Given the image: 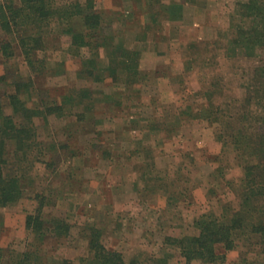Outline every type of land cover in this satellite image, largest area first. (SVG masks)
I'll list each match as a JSON object with an SVG mask.
<instances>
[{
	"label": "rangeland",
	"instance_id": "374dc122",
	"mask_svg": "<svg viewBox=\"0 0 264 264\" xmlns=\"http://www.w3.org/2000/svg\"><path fill=\"white\" fill-rule=\"evenodd\" d=\"M94 1L105 47L74 45L55 21L30 65L19 39L36 29L12 41L0 28L5 111L17 84L40 111L25 196L0 209V264L34 241L30 215L45 222L46 264H89L96 229L127 263H185L178 240L198 235L202 216L240 207L248 160L236 158L230 134L264 132V46L233 41L248 0ZM217 252L216 264H264L247 240Z\"/></svg>",
	"mask_w": 264,
	"mask_h": 264
},
{
	"label": "trees",
	"instance_id": "16d2710c",
	"mask_svg": "<svg viewBox=\"0 0 264 264\" xmlns=\"http://www.w3.org/2000/svg\"><path fill=\"white\" fill-rule=\"evenodd\" d=\"M241 14V27L238 37L233 41L238 47L248 49L247 51L264 46V0L243 2ZM79 17L84 22V29L78 33L75 21ZM55 21L63 26L64 34L72 37L74 45L94 49L109 45L106 44L108 37L98 39L103 31V21L94 0L0 1V28L14 36L12 41L18 39V29H36L34 35L19 39L30 65L34 63L35 52L44 48L45 37L52 34ZM11 44L10 41L2 46L6 57L12 56L9 51ZM261 72L259 75H264V68ZM28 86L17 84L15 91L9 95L13 114L6 113L0 95V209L24 198L25 182L30 179L28 170L32 161L29 160L38 145L36 118L40 116V111L29 105L32 93ZM238 132L230 134L231 140L228 143L235 147L236 158L241 160L245 157L248 160L244 166L240 207L235 209L228 206L220 216H202L197 223L199 234L178 240L186 260L185 263L178 264H192L194 261L216 264L224 257L218 254L217 246L222 244L231 251L238 246L240 240H247L251 246L259 247L264 253V132L253 137L244 135L241 130ZM10 146H15L13 161L9 158ZM63 222L61 220L59 226L51 229L57 237L66 233L68 225H63ZM44 226L42 216L28 217L27 227L35 234V239L23 253L12 250L8 264H46L43 242L47 230ZM4 252L0 247V260L4 259ZM85 260L89 264H134L127 263L122 253L107 249L101 242L97 229L90 241V257Z\"/></svg>",
	"mask_w": 264,
	"mask_h": 264
}]
</instances>
